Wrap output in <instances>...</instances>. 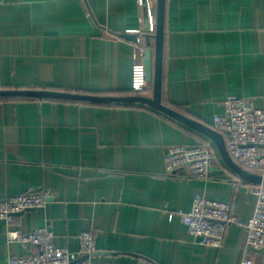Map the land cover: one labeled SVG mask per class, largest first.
<instances>
[{"label":"crops","instance_id":"obj_1","mask_svg":"<svg viewBox=\"0 0 264 264\" xmlns=\"http://www.w3.org/2000/svg\"><path fill=\"white\" fill-rule=\"evenodd\" d=\"M148 30L138 0H0V89L137 94L135 41L120 35ZM229 94L264 108V0H166L162 103L216 129ZM203 143L216 155L209 177L166 172L168 145ZM250 185L210 137L147 104L0 96V200L47 193L44 208L0 218V264L37 251L9 241V229L42 227L78 260L79 235L91 232L90 264H264L243 226L229 225L215 247L178 215L200 194L246 221Z\"/></svg>","mask_w":264,"mask_h":264},{"label":"built area","instance_id":"obj_2","mask_svg":"<svg viewBox=\"0 0 264 264\" xmlns=\"http://www.w3.org/2000/svg\"><path fill=\"white\" fill-rule=\"evenodd\" d=\"M147 8L149 32L156 28V13L153 0H138ZM132 64V90L144 94L150 89L146 77L144 58L147 46L143 35L134 44ZM224 110L214 117L215 127L226 134L227 150L236 163L243 168L264 175V108H258L243 98L229 94L223 100ZM215 151L209 144H170L165 155V169L169 174L183 173L189 177L207 178L215 162ZM254 196L252 215L243 221L234 213L230 202L196 195L189 211H178L189 232L201 244L221 247L229 225H241L246 230L248 250L264 249V183L251 184ZM47 193L32 189L0 200V218L12 222L13 215L28 209L44 208ZM175 214H171L173 218ZM9 241L33 245L36 252L12 256L6 264H90L87 259L96 250L95 237L89 232L79 235V258L67 247L54 243V232L42 227L35 231L8 230ZM154 264V263H148ZM242 264H253L244 258Z\"/></svg>","mask_w":264,"mask_h":264},{"label":"water","instance_id":"obj_3","mask_svg":"<svg viewBox=\"0 0 264 264\" xmlns=\"http://www.w3.org/2000/svg\"><path fill=\"white\" fill-rule=\"evenodd\" d=\"M165 10L166 0H157L156 6V28L155 32L145 34L146 53L144 58V65L146 70V77L149 82L153 84V93L151 96L143 94L131 95H94L83 94L65 91H50V90H27V89H0V96H29V97H53L66 98L73 100H85L93 102H117V103H135L140 102L147 104L167 115H170L184 123L194 127L200 132L210 137L216 144L217 149L222 156L227 166L236 173L240 178L251 184L264 183V175L251 172L238 163L229 154L225 138L218 130L208 127L200 122L194 121L170 107L162 103V85H163V55H164V39H165ZM120 36L133 41L137 40L136 34L125 33ZM152 40H154V47H152Z\"/></svg>","mask_w":264,"mask_h":264},{"label":"trees","instance_id":"obj_4","mask_svg":"<svg viewBox=\"0 0 264 264\" xmlns=\"http://www.w3.org/2000/svg\"><path fill=\"white\" fill-rule=\"evenodd\" d=\"M153 34V33H152ZM143 43L146 44L145 35H143ZM147 46V45H146ZM152 47H154V40H152ZM151 86V85H150ZM126 104H142L140 102L126 103Z\"/></svg>","mask_w":264,"mask_h":264}]
</instances>
